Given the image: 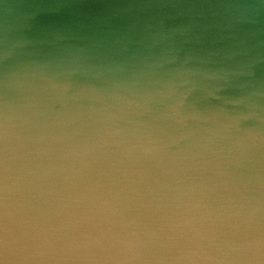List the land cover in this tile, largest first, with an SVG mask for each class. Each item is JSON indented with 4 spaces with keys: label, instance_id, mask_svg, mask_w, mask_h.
Returning a JSON list of instances; mask_svg holds the SVG:
<instances>
[{
    "label": "water",
    "instance_id": "1",
    "mask_svg": "<svg viewBox=\"0 0 264 264\" xmlns=\"http://www.w3.org/2000/svg\"><path fill=\"white\" fill-rule=\"evenodd\" d=\"M5 173L145 223L178 199L264 209V0H0Z\"/></svg>",
    "mask_w": 264,
    "mask_h": 264
},
{
    "label": "clouds",
    "instance_id": "2",
    "mask_svg": "<svg viewBox=\"0 0 264 264\" xmlns=\"http://www.w3.org/2000/svg\"><path fill=\"white\" fill-rule=\"evenodd\" d=\"M7 181L5 173L0 257L11 251L19 257L13 264H264V209L251 198L219 209L178 199L145 223L124 215L117 194L89 191L36 204Z\"/></svg>",
    "mask_w": 264,
    "mask_h": 264
}]
</instances>
